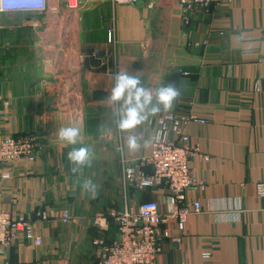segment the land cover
Here are the masks:
<instances>
[{"label": "crops", "instance_id": "obj_1", "mask_svg": "<svg viewBox=\"0 0 264 264\" xmlns=\"http://www.w3.org/2000/svg\"><path fill=\"white\" fill-rule=\"evenodd\" d=\"M77 3L73 9L48 0L43 12L0 14V141L34 136L39 143L33 161L5 167L11 178L0 177V209L28 215L43 239L40 247L16 244L3 264H98L93 240L113 241L117 229L109 221L90 241L96 227L89 209H81L84 180L102 184L116 210L154 201L169 213L175 201L166 186L139 190L124 179L126 164L152 174L144 141L167 114L205 121L184 129L189 145L205 156L189 160L203 187L185 193L200 212L185 225L161 227L170 239L155 264H264L258 186L264 184V0H225L210 15L186 13L181 0ZM118 69L139 74L145 87L172 84L179 91L171 109L136 129L135 152L126 146L127 133L117 131L116 105L107 100L109 74ZM70 125L80 129L76 146L93 153L76 173L67 160L73 146L55 135ZM63 210L72 215L68 224L60 221Z\"/></svg>", "mask_w": 264, "mask_h": 264}, {"label": "built area", "instance_id": "obj_2", "mask_svg": "<svg viewBox=\"0 0 264 264\" xmlns=\"http://www.w3.org/2000/svg\"><path fill=\"white\" fill-rule=\"evenodd\" d=\"M69 7L75 9L77 0H65ZM115 6H135L143 0H108ZM225 0H181L186 13L200 10L210 15L214 6H220ZM48 0H0V14L38 13L47 9ZM186 22L188 19H185ZM1 84V83H0ZM204 124L194 116L176 118L164 115L158 122L150 140V155L144 164L152 169L151 175L138 172L126 164L124 179L126 185L139 190L156 189L166 186L175 201L172 210L163 214L154 201H146L138 206L122 210H112L107 215L97 216L94 227L106 230L109 221L117 229V238L107 241L104 236L93 240L98 264H155L161 253L164 241L170 239L167 231L161 227L172 222L185 225L189 217L200 212L199 203H186L185 193L194 187H203L197 183L191 173L189 160L198 153L197 147L189 145V138L184 129L192 124ZM171 136H174L171 139ZM39 152L36 137H4L0 141V174L2 180H9L11 175L5 167H11L22 161H33ZM200 158L205 156L199 154ZM259 193L264 196V184L259 183ZM46 219V216L43 215ZM63 224L72 221L69 211L63 210L59 216ZM30 242L35 247L43 245V239L35 233L28 215L14 216L8 210L0 209V264L5 253L16 244Z\"/></svg>", "mask_w": 264, "mask_h": 264}, {"label": "clouds", "instance_id": "obj_3", "mask_svg": "<svg viewBox=\"0 0 264 264\" xmlns=\"http://www.w3.org/2000/svg\"><path fill=\"white\" fill-rule=\"evenodd\" d=\"M111 87L107 100L116 105L114 124L119 132L127 133L126 146L131 152L139 147L136 129L156 116L161 111H168L179 96L178 89L167 84L156 88L145 87L139 74H132L118 69L109 74ZM55 135L62 143L73 146L67 152V160L73 166L71 171L78 172L92 160V150L87 146H76L80 141V129L77 126H64L56 130ZM150 140L144 141L147 147ZM82 192L95 194V185L91 180H84L81 184Z\"/></svg>", "mask_w": 264, "mask_h": 264}, {"label": "rangeland", "instance_id": "obj_4", "mask_svg": "<svg viewBox=\"0 0 264 264\" xmlns=\"http://www.w3.org/2000/svg\"><path fill=\"white\" fill-rule=\"evenodd\" d=\"M3 106H6V105H3ZM85 198H86V200L81 202V209L82 208L84 209L86 207L89 209L88 218L90 219L91 223H94L95 218L97 216L107 215L110 211L116 210V207H114V205H113L116 201H112V200H110V198L109 199L106 198V195L104 193V187L102 184H97V186L95 185V194L85 192ZM97 209H102L103 211H100L101 213H96ZM109 224H110V222H109ZM112 226L114 229H116L113 224H112ZM93 233H94L93 237H92V234L90 235V241L93 240V238H95L101 234L99 232V229H97V228H93ZM93 247H94V245H93ZM93 251H94V249H93ZM95 256H96V254H95Z\"/></svg>", "mask_w": 264, "mask_h": 264}]
</instances>
